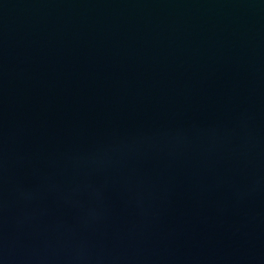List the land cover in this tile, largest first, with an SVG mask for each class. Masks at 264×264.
Instances as JSON below:
<instances>
[{
	"label": "water",
	"instance_id": "1",
	"mask_svg": "<svg viewBox=\"0 0 264 264\" xmlns=\"http://www.w3.org/2000/svg\"><path fill=\"white\" fill-rule=\"evenodd\" d=\"M0 264H264V0H0Z\"/></svg>",
	"mask_w": 264,
	"mask_h": 264
}]
</instances>
